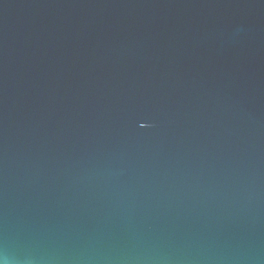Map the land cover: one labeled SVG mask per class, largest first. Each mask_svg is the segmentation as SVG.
Returning a JSON list of instances; mask_svg holds the SVG:
<instances>
[{
	"label": "water",
	"instance_id": "95a60500",
	"mask_svg": "<svg viewBox=\"0 0 264 264\" xmlns=\"http://www.w3.org/2000/svg\"><path fill=\"white\" fill-rule=\"evenodd\" d=\"M0 264H264V0H0Z\"/></svg>",
	"mask_w": 264,
	"mask_h": 264
}]
</instances>
